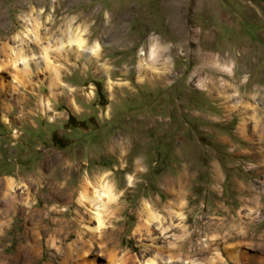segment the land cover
Segmentation results:
<instances>
[{
    "label": "rangeland",
    "instance_id": "1",
    "mask_svg": "<svg viewBox=\"0 0 264 264\" xmlns=\"http://www.w3.org/2000/svg\"><path fill=\"white\" fill-rule=\"evenodd\" d=\"M28 1L0 0V61ZM31 1L35 17L46 10L42 40L3 74L15 80L0 87V183L29 185L18 194L46 222L0 208V264H61L69 247L77 264H263L264 0ZM78 30L97 58L69 46ZM203 87L219 89L213 109ZM104 174L116 200L86 235L92 207L77 218L50 185L77 191Z\"/></svg>",
    "mask_w": 264,
    "mask_h": 264
},
{
    "label": "bare ground",
    "instance_id": "2",
    "mask_svg": "<svg viewBox=\"0 0 264 264\" xmlns=\"http://www.w3.org/2000/svg\"><path fill=\"white\" fill-rule=\"evenodd\" d=\"M33 1L35 2L36 6H41L43 3L46 2L45 0H33ZM28 3L31 5V7H30L31 9H29L30 13L23 17V20L25 23L24 29L19 34H17L15 37V40L18 42L19 46L17 48L10 47L8 49L9 50V57H7L5 61H0V87L3 89L6 87L12 88V89L14 88L13 82H12L15 80L14 74L12 72L9 73L11 78H12V80H9V81H7L6 77L3 75L4 72L7 71V68L10 67L13 70H15L17 68V64L19 62L24 63L26 61V59L24 57V53H25L24 50H26L25 48L30 47L32 43L35 45H41L40 42L42 39H41V33L40 32H41V28L44 26L42 24L41 20H42V17L45 15L46 10L41 8L39 10V12H37L38 17H35V13H36L35 7L33 6V3L31 0H29ZM23 6H25V5H23ZM0 9H1V7H0ZM51 21H52V16L47 15V22L51 23ZM81 31L78 30L77 32H75V34L74 33L71 35L69 34V36L67 37L69 46L72 49H74V52L76 54H79L80 56H83L86 53V54H89L91 58H97L99 55L100 49H101L100 46L98 44H96L89 51H87L86 41H85ZM46 40H47V43L49 44L50 38L47 37ZM34 48H35V46H34ZM50 49H51L50 47L43 49V54H44L43 58L45 59V61H47V64H49V62H48L49 57L48 56H49ZM63 49H64V47H63V45H61V47L59 48V51H61ZM155 54H156V49L152 48L151 57L155 58ZM24 65L26 66L27 63H25ZM14 73H15V71H14ZM66 169L67 170L72 169V166L70 164H68V167ZM106 175H108V174L97 176L98 180H97L96 184H93L90 181V179L88 177H86L83 181V184L81 185V187L77 191H74V190L71 191L70 189H68L66 187L63 188L58 183L50 185V192L48 194V199L51 201H54V202L56 200H61V201H66L67 203L71 202V201H72L71 203H76L77 204L76 205L77 206V210H76V217L77 218H81V212L84 209L86 210V208H88L89 206L92 207L91 212H94V213H92L93 214L92 219H94L96 226H94V227L85 226L84 230L86 231V233H84V234H86V235L91 234L92 236H96L98 232H102L103 227H104V223H103L102 216L100 214L101 210H99V208H100L102 202L104 203V200H106V201H115L116 200V195L113 193V189H112L111 185L108 183V181H106ZM183 178L184 177H182V175H181L180 177L177 178V180L182 181ZM177 180H175V181H177ZM19 191H22V193H21L22 195H28L29 194L28 192L30 191V186L23 183V182H18L14 177H7L2 183H0V208L2 211L1 215L6 216V218H8L9 216H12V214L16 215L19 212H23V213L25 212L24 214H26L25 215L26 219L28 218L29 220H34L35 217H37V218L39 217V220H41L42 224L44 222H46L45 221L46 218L43 217V215H44L43 212L35 210L34 205L31 203V199L23 198L21 196V194H18ZM172 194H173V192H172ZM51 201H49V202H51ZM93 208H95V211L93 210ZM28 209L30 210V212H27ZM65 211L66 210H63L61 212L65 213ZM29 223H30V221H29ZM4 224L5 223H3L1 225L3 226ZM67 226H68V224H67ZM9 227H10V225H9ZM36 229L38 230V228H36ZM77 229H78V227H77ZM33 230H35V229H33ZM80 233H81V231H80ZM84 239L85 238L81 236V237H79L78 241L83 243ZM38 245H40V244H38ZM28 247L29 246H27V248ZM24 249H26V248L24 247ZM64 250H65V248H64ZM40 251H41V249H40ZM57 252H58V249H57ZM73 252H74V249L72 247L67 248L65 258L61 264H77V263H75V261L77 262V260L76 259L74 260L75 256L73 255L74 254ZM32 253H34V252L32 251ZM160 256H161V258H163L162 254ZM175 257H172V256L168 257L167 263H173L174 264L175 262H178V260L175 261ZM164 260H166V258H164ZM122 261L123 260H119V261L114 260V258L110 257V258H108L107 264H122L123 263Z\"/></svg>",
    "mask_w": 264,
    "mask_h": 264
},
{
    "label": "crops",
    "instance_id": "3",
    "mask_svg": "<svg viewBox=\"0 0 264 264\" xmlns=\"http://www.w3.org/2000/svg\"><path fill=\"white\" fill-rule=\"evenodd\" d=\"M205 91H207V92H205ZM218 92L219 91V89L218 88H209V90H207L206 88H202V89H200V96H202V98L205 100L204 101V103H205V105H206V107H208L209 109H213V108H211V107H209L208 105L209 104H211V103H216V102H219V94H216V93H214V92ZM221 105V104H220ZM195 109V108H194ZM232 109V111L231 112H226L225 114H227V120L229 119V121H227V120H225L226 122H227V124L226 125H229V123H230V119H232V118H234L237 114H238V112H235L234 110H235V108L233 109V108H231ZM183 110V109H182ZM215 110V109H214ZM229 116H230V118H229ZM240 136H241V138H244V126L242 125V129H241V132H240ZM259 262H261V260L259 259ZM263 262H264V260H263ZM264 264V263H263Z\"/></svg>",
    "mask_w": 264,
    "mask_h": 264
}]
</instances>
